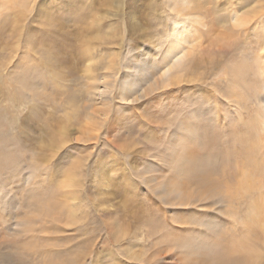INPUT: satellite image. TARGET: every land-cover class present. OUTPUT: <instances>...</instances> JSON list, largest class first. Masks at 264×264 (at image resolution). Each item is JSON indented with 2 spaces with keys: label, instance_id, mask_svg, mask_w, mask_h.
Instances as JSON below:
<instances>
[{
  "label": "rangeland",
  "instance_id": "1",
  "mask_svg": "<svg viewBox=\"0 0 264 264\" xmlns=\"http://www.w3.org/2000/svg\"><path fill=\"white\" fill-rule=\"evenodd\" d=\"M0 264H264V0H0Z\"/></svg>",
  "mask_w": 264,
  "mask_h": 264
},
{
  "label": "bare ground",
  "instance_id": "2",
  "mask_svg": "<svg viewBox=\"0 0 264 264\" xmlns=\"http://www.w3.org/2000/svg\"><path fill=\"white\" fill-rule=\"evenodd\" d=\"M115 18V15L113 14V17L110 19V20H113ZM113 37V36H112ZM114 38V37H113ZM112 40H114V39H112ZM117 41V40H116ZM105 42H109L108 40L107 41H105ZM116 44H119L118 42L116 43ZM116 44H114L113 46H111V47H109V48H111V50H114V51H116V56L117 57H119L120 56V51H119V49L116 47ZM103 49H104V47H103ZM105 50V49H104ZM104 50H102V49H99V46H95V45H92L91 47H89L88 49H87V53H88V55L90 56V59H89V62H90V64H92V63H95L98 59H99V56L100 55H102L103 53H105L106 51H104ZM182 55V54H181ZM179 57V56H178ZM183 56H180L179 58H182ZM178 58V59H179ZM177 59V60H178ZM115 63V60H113V61H111L110 63H109V65L106 67V69H110L112 66H113V64ZM106 69L103 71V77H102V79H104V77L106 76H108V71H106ZM152 69H153V67H152ZM170 70V66H168V67H166L162 72L160 71V73H159V75H158V77L154 80V83L153 84H156L158 81V79H160L161 78V76L162 75H164V73L165 72H167V71H169ZM104 84H101V85H99L98 86V88H96V89H98L97 90V95L98 96H100V94H103V89H104V92H106V91H108L107 90V83H108V81H105V82H103ZM149 85V87H148V91H151L152 89H153V87L152 86H154V85ZM101 87L103 88V89H101ZM151 87V88H150ZM100 93V94H99ZM143 94H141L140 96H142ZM108 113H107V111L105 112V115H107ZM99 120H100V118H99ZM105 121V120H104ZM85 125L86 126H89V124L88 123H85ZM90 130H95V129H92V128H90ZM74 191H76V190H74ZM232 248V247H231ZM247 252V251H246ZM244 254H245V252H244Z\"/></svg>",
  "mask_w": 264,
  "mask_h": 264
}]
</instances>
